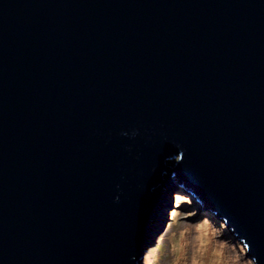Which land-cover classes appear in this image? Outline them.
Masks as SVG:
<instances>
[{"label": "water", "instance_id": "water-1", "mask_svg": "<svg viewBox=\"0 0 264 264\" xmlns=\"http://www.w3.org/2000/svg\"><path fill=\"white\" fill-rule=\"evenodd\" d=\"M176 187L264 264V0H0V264H138Z\"/></svg>", "mask_w": 264, "mask_h": 264}, {"label": "clouds", "instance_id": "clouds-1", "mask_svg": "<svg viewBox=\"0 0 264 264\" xmlns=\"http://www.w3.org/2000/svg\"><path fill=\"white\" fill-rule=\"evenodd\" d=\"M182 155L175 156L176 163L182 161ZM193 205L189 194H171L163 227L145 247L138 264H258V257L248 255L250 246L245 238L225 236L230 231L227 217L218 222L217 211L200 212Z\"/></svg>", "mask_w": 264, "mask_h": 264}, {"label": "rangeland", "instance_id": "rangeland-1", "mask_svg": "<svg viewBox=\"0 0 264 264\" xmlns=\"http://www.w3.org/2000/svg\"><path fill=\"white\" fill-rule=\"evenodd\" d=\"M175 190H176V191H183V192H185L186 194H188L183 188L181 189V188H177V187H176ZM193 206L196 207V208H198L200 212H203L205 209H209V208L205 207L203 204L201 205V203H199V202H197V201H194V205H193ZM165 217H166V216H165ZM165 219H166V218H165ZM215 219H216L218 222L221 220V218L218 217V216H216ZM228 228L230 229L229 226H228ZM225 236H226V237H232L233 240H237V239H236V236L232 234L231 229H230V231H227V232L225 233Z\"/></svg>", "mask_w": 264, "mask_h": 264}, {"label": "bare ground", "instance_id": "bare-ground-1", "mask_svg": "<svg viewBox=\"0 0 264 264\" xmlns=\"http://www.w3.org/2000/svg\"><path fill=\"white\" fill-rule=\"evenodd\" d=\"M221 220H222V219H221ZM230 229H231V228H230ZM232 234L236 236V233H235V232H232Z\"/></svg>", "mask_w": 264, "mask_h": 264}]
</instances>
